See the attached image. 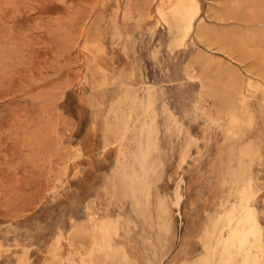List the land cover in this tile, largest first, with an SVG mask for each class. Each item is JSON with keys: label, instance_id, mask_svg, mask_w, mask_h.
<instances>
[{"label": "rangeland", "instance_id": "obj_1", "mask_svg": "<svg viewBox=\"0 0 264 264\" xmlns=\"http://www.w3.org/2000/svg\"><path fill=\"white\" fill-rule=\"evenodd\" d=\"M189 1L190 28L177 0H0V264H105L97 222L109 258L198 264L243 196L264 264V0Z\"/></svg>", "mask_w": 264, "mask_h": 264}, {"label": "bare ground", "instance_id": "obj_2", "mask_svg": "<svg viewBox=\"0 0 264 264\" xmlns=\"http://www.w3.org/2000/svg\"><path fill=\"white\" fill-rule=\"evenodd\" d=\"M197 11V6L189 0H177L175 6V13L186 23L188 28L192 26ZM151 133V128H144V130L141 132L135 155H133L135 163L139 165L141 169L145 172V176L142 175L144 177L143 180L140 182V185H138L140 186V189L139 191H137V193H146V182L149 180L147 177L150 169L152 168L150 163V155L151 153H153L152 150L155 149L153 147L156 143L154 142ZM133 169L135 168L133 167ZM129 179L133 180V184L135 183L134 180H138L136 179L135 174H132ZM133 184H131V186ZM138 195H134L136 204L135 206H137V204L140 202V197ZM168 200L172 211L178 213L183 200L180 184L176 186L173 195L171 197L169 196ZM92 220L95 221V218L93 217ZM259 225L260 223L258 222V219L250 209V199L246 196H243L241 198V204L239 207L232 208L230 211L220 216L213 224L209 233L210 242L206 247L207 254L206 256H204L205 258L198 264H260L259 259L257 257V252L259 251V249H261L259 244ZM110 228L111 225L107 222H97L93 227L95 237L91 242L93 245L91 249V254L100 256L104 260L105 264H107L108 258L109 256H111L110 254H112L114 248V237H112ZM77 234L81 235V237H86L90 234V230L85 227H81V229H77L75 231L74 235ZM112 259V264H130V261H127L122 255L114 254Z\"/></svg>", "mask_w": 264, "mask_h": 264}]
</instances>
